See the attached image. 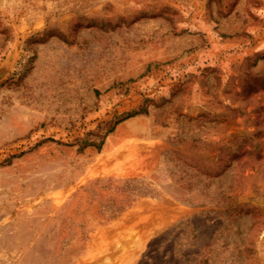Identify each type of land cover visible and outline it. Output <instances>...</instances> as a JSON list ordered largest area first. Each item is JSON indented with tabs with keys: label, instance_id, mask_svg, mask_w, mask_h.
Returning <instances> with one entry per match:
<instances>
[{
	"label": "rangeland",
	"instance_id": "rangeland-1",
	"mask_svg": "<svg viewBox=\"0 0 264 264\" xmlns=\"http://www.w3.org/2000/svg\"><path fill=\"white\" fill-rule=\"evenodd\" d=\"M0 264H264V0H0Z\"/></svg>",
	"mask_w": 264,
	"mask_h": 264
},
{
	"label": "trees",
	"instance_id": "trees-1",
	"mask_svg": "<svg viewBox=\"0 0 264 264\" xmlns=\"http://www.w3.org/2000/svg\"><path fill=\"white\" fill-rule=\"evenodd\" d=\"M138 111H139V110H137V111H132V112H127V113H125L124 116L121 117V119L126 118V117H128V116H131V115L137 113Z\"/></svg>",
	"mask_w": 264,
	"mask_h": 264
}]
</instances>
